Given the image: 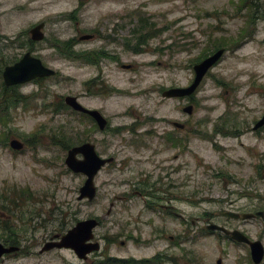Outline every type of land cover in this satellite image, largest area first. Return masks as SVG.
<instances>
[{"label": "rangeland", "instance_id": "obj_1", "mask_svg": "<svg viewBox=\"0 0 264 264\" xmlns=\"http://www.w3.org/2000/svg\"><path fill=\"white\" fill-rule=\"evenodd\" d=\"M41 23L45 39L32 42L30 30ZM145 26L150 38L138 53ZM219 43L226 53L192 97L163 98L165 90L190 86L194 67ZM28 52L58 74L17 86L25 101L0 112V238L13 230L20 247L0 264H147L173 244L171 236L182 241L181 259L158 264H254L248 246L206 225L264 244V217L256 214L264 212V127L254 131L264 116V0H0V101L5 68ZM67 96L99 110L112 131L100 132L70 109ZM190 104L192 115L183 112ZM149 117L166 129L169 120L186 124L182 151L152 137L139 153L134 143L142 137L113 133ZM13 138L26 148L14 151ZM66 140L91 141L101 157L116 159L96 177L92 202L79 200L86 176L66 165ZM148 155L153 162H145ZM155 165L179 168L174 193L183 219L148 210L137 195L132 173L156 174ZM226 212L257 216L234 220ZM88 219L100 222L94 242L101 249L87 261L70 249L40 252Z\"/></svg>", "mask_w": 264, "mask_h": 264}, {"label": "water", "instance_id": "obj_2", "mask_svg": "<svg viewBox=\"0 0 264 264\" xmlns=\"http://www.w3.org/2000/svg\"><path fill=\"white\" fill-rule=\"evenodd\" d=\"M45 23H41L30 30L31 40L34 42H42L45 39ZM93 36H84L81 40L92 39ZM225 50L221 49L209 56L194 67L195 79L194 82L184 88H171L163 93L164 98H187L196 93L202 81L208 72L220 61L224 56ZM126 69H131L132 66H124ZM57 75V71L46 66L41 58L35 56L32 52H28L17 63L7 66L3 73L4 83L6 87H14L30 83L36 79L52 78ZM65 104L75 112L89 114L92 116L100 127L104 129L107 125V119L98 110H90L81 104L76 96H67ZM184 112L188 115L194 113L192 105L187 106ZM177 128H184L183 124L176 123ZM264 127V116L254 126V131ZM10 147L14 151H23L26 145L23 141L13 138L10 140ZM81 156V157H80ZM114 158H102L99 156L96 146L92 143H85L75 146L68 151L66 165L76 173L86 176L84 185L80 188L79 200H87L92 202L96 199L98 188L95 184V179L103 167L112 163ZM260 217H264V212L256 213ZM256 214L240 215L234 212L224 213L225 217L238 220L242 217L244 220L253 219ZM99 226L97 219H88L80 221L77 225L68 231L62 237H57L47 242L41 249V253L52 251L55 249H70L75 252L80 260L86 261L94 252L101 249L100 243L94 242V230ZM207 229L213 232H222L231 240L240 244L248 245L251 250V257L254 264H262L264 261V244L259 240H252L246 234L239 230H229L223 226L212 223L207 226ZM20 251L18 246H6L0 242V258ZM222 261L219 260L218 264Z\"/></svg>", "mask_w": 264, "mask_h": 264}, {"label": "flooded vegetation", "instance_id": "obj_3", "mask_svg": "<svg viewBox=\"0 0 264 264\" xmlns=\"http://www.w3.org/2000/svg\"><path fill=\"white\" fill-rule=\"evenodd\" d=\"M36 80H41V79H36ZM172 88H183V87H172ZM165 91H163V93ZM163 93H162V96H163ZM165 99H170V98H165ZM171 99H182L183 100L185 98H171ZM190 105H192V104H190ZM190 105H188V106H190ZM186 107L183 108V112H184V109ZM194 109H195V107H194ZM90 110H95V109H90ZM83 115H85L86 117L91 119L93 121L95 127L98 128V130L100 132H106V131H110V130L112 131L111 121L108 118H106L103 114L102 115L107 119V125L104 129H102L100 127L99 123H97L96 120L92 116H90L89 114H83ZM157 123L158 122L155 119H153V117L139 118V119H136L135 123L131 124V126H128L125 128H117L116 130L114 129L113 133L117 132L116 135H121L123 132H127L132 137H137V138L142 137V140H136L134 143V145L136 146V150L139 151V153H141L143 148H147L150 146L152 137H157V138L161 137L167 143V144H163L165 147L182 151V149L184 148L183 133H185L187 130L186 124H184L178 120H169L166 122V125L170 126L171 129H166L165 126H163V128H161V126H157ZM176 123L183 124L184 128H182V129L177 128L175 126ZM144 125H147L148 127L150 126V128L145 129L143 132H140V129H142ZM85 143L94 144L91 141H86ZM85 143H83V144H85ZM128 143H129V140H126V144H128ZM134 145L131 142V146L134 147ZM96 150H97V147H96ZM110 158H114V157H110ZM153 158H154V156L148 155L145 157V162L146 163L153 162ZM172 158H173V160H177L179 158V155L174 154L172 156ZM115 162H116V159L114 158V161L112 163L106 165L105 167H103L102 170L108 168V166L113 165ZM137 163H141V161H137ZM155 168H159V172L157 170L156 174H155V170L150 171V173H147V172L143 173V171L139 172L138 174H135L134 172L132 173V175L134 176L132 178V180H133L134 184H136V186H137V193H138L137 195L139 196V198L144 200L146 208L148 210H153L159 214H161L160 210H164L163 215H165L167 213L166 215L178 216V217L183 219V215L181 213H179L178 206L176 205L178 202L182 201L180 198L181 194H179L178 192H177V194L174 193V191H178L180 189L178 182L176 181L175 178H173V176L178 173L179 168L173 166V167L168 168V170H166V169L161 168L160 166H157V165H155ZM124 169L125 168L122 169L123 172H124ZM223 215H224V213H223ZM240 215H243V214H240ZM205 216H208V213H206ZM209 221L210 220H208V222ZM209 224H212V223L209 222L206 225V230H208L207 226ZM208 231L212 232L210 230H208ZM215 233H220L226 237V235L222 232L216 231ZM170 239H171L173 244L170 247H168L166 250H161L160 252H158L151 259L146 260L147 264H158L159 261L165 262L169 259H172L173 261H177V262L180 261V259H181L180 253H181V251H183V248L181 247L182 241L179 238V236H177V237L171 236ZM228 239H230V238H228ZM233 242H235V241H233ZM235 243H238V242H235ZM121 245L124 246L125 242H121ZM246 246H248V245H246ZM174 250H176V254L174 253ZM250 253H251V251H250ZM251 259H252V257H251ZM142 263H145V262L142 261Z\"/></svg>", "mask_w": 264, "mask_h": 264}, {"label": "trees", "instance_id": "obj_4", "mask_svg": "<svg viewBox=\"0 0 264 264\" xmlns=\"http://www.w3.org/2000/svg\"><path fill=\"white\" fill-rule=\"evenodd\" d=\"M147 25H148V22H147ZM146 26L143 28L142 33L140 34V38L138 39L139 40L138 50H137L138 53H140L142 51V49L139 48V46H142L143 44H145L147 42V40L150 38L147 35L148 31L146 29ZM75 43L76 42L74 40H72L71 42H66L64 44L66 47V50H70L75 45ZM225 47H226L225 44L219 43L216 45V50L214 52H216L220 49H225ZM93 56L95 57V59H98L99 57H101V59L103 57L105 58L104 53L103 54H100V53L97 54L96 53V54H93ZM207 57L208 56H206V58ZM204 59H205V57H204ZM42 80H44V79H42ZM2 95H3L2 96L3 99H2V101H0V112L1 113H4L6 108L18 106L21 102L25 101V99H26L25 95L18 92L17 87L5 88ZM70 140H66V142H64L63 145H64L65 149H71L75 145V143L70 142ZM79 141H81V140L79 139ZM7 228L9 229V227H7ZM10 231H11V233L9 235L7 234V236L5 238H0V240H2L4 242V244L7 246H19L18 245L19 244V238L17 236H15L14 234H12L14 232L13 230H10ZM114 261H116V260H114ZM114 261L109 260L107 263L108 264H125V263H127V262H114ZM99 264H105V263H99Z\"/></svg>", "mask_w": 264, "mask_h": 264}]
</instances>
